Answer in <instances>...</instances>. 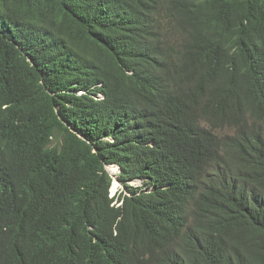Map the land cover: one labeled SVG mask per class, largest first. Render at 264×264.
Listing matches in <instances>:
<instances>
[{
    "label": "trees",
    "instance_id": "1",
    "mask_svg": "<svg viewBox=\"0 0 264 264\" xmlns=\"http://www.w3.org/2000/svg\"><path fill=\"white\" fill-rule=\"evenodd\" d=\"M0 264H264V0H0Z\"/></svg>",
    "mask_w": 264,
    "mask_h": 264
},
{
    "label": "rangeland",
    "instance_id": "2",
    "mask_svg": "<svg viewBox=\"0 0 264 264\" xmlns=\"http://www.w3.org/2000/svg\"><path fill=\"white\" fill-rule=\"evenodd\" d=\"M106 169L110 173V175H113V177H115L118 174V169L113 167V165L109 166V167L107 166ZM131 185L136 187V186H139L141 184H140V182H133V183H131ZM120 188H121L120 185L116 181H114L113 186L110 189L111 196H113L115 194V197H117Z\"/></svg>",
    "mask_w": 264,
    "mask_h": 264
},
{
    "label": "bare ground",
    "instance_id": "3",
    "mask_svg": "<svg viewBox=\"0 0 264 264\" xmlns=\"http://www.w3.org/2000/svg\"><path fill=\"white\" fill-rule=\"evenodd\" d=\"M150 113V112H149ZM152 113V112H151ZM180 140V139H179ZM113 166H115V165H113ZM107 167V166H106ZM117 167V169H118V174H119V172H120V170H119V167L118 166H116ZM110 174V173H109ZM117 174V175H118ZM117 175L115 176V177H117ZM112 177H113V175H111Z\"/></svg>",
    "mask_w": 264,
    "mask_h": 264
},
{
    "label": "clouds",
    "instance_id": "4",
    "mask_svg": "<svg viewBox=\"0 0 264 264\" xmlns=\"http://www.w3.org/2000/svg\"><path fill=\"white\" fill-rule=\"evenodd\" d=\"M80 94H81V93H80ZM114 181H116V180H115V178H114ZM116 182L119 184V182H118V181H116ZM119 185H120V184H119ZM114 196H115V194L113 195V197H114Z\"/></svg>",
    "mask_w": 264,
    "mask_h": 264
}]
</instances>
